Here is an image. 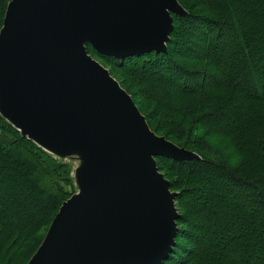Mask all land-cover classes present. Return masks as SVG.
<instances>
[{
  "label": "water",
  "instance_id": "95a60500",
  "mask_svg": "<svg viewBox=\"0 0 264 264\" xmlns=\"http://www.w3.org/2000/svg\"><path fill=\"white\" fill-rule=\"evenodd\" d=\"M176 0H11L0 30V115L50 155L78 157L27 264H161L178 214L155 156L199 159L150 131L131 97L88 55L165 51Z\"/></svg>",
  "mask_w": 264,
  "mask_h": 264
},
{
  "label": "trees",
  "instance_id": "16d2710c",
  "mask_svg": "<svg viewBox=\"0 0 264 264\" xmlns=\"http://www.w3.org/2000/svg\"><path fill=\"white\" fill-rule=\"evenodd\" d=\"M176 1L186 11V15L182 17L172 15L173 23L175 18L190 23L202 20L207 31L205 43L208 45V48H215V43L208 40L211 38V33L209 31H215L214 38L216 39L215 41H217L216 45H225L227 47V56L229 54L232 56V54L235 53L233 55L234 59H237L238 56L242 59L245 57L249 58L251 49H249L250 43L247 40V33L249 27H252V25L246 26L243 22H245L244 20L247 18L249 22V16L253 13L250 5L253 4L256 6L255 14L262 17L260 23L263 21L264 25V0H197L195 2L196 5H194L196 7H202L207 13H213V15L215 14V17L222 18L220 22H216L215 20L211 21V18L208 16H196L182 3L183 0ZM2 4V0H0V28L2 26L5 12V7L2 8ZM208 6H210V9ZM225 19L228 21L226 22ZM217 20L219 21V19ZM173 33L174 28L169 35V40L166 42V46L168 43H171V35H173ZM211 43L214 44L209 45ZM216 48L214 50V53L216 52L215 55L207 56V54L204 53V59L209 58L215 65H211V69L205 68V72L184 70L170 58L167 48H165V51L157 52L152 50L143 52L139 55L126 56L123 58V62L121 64L118 62L115 66L122 67L127 65L131 68V73L139 70L143 73V76H148L153 81L164 83H169L168 81L182 77L181 90L182 92H187V95L192 98L190 105H188L187 100H181V95L170 97H173L172 99H174L175 104L178 108L180 107V111H183L184 113H189L191 110H199L197 111L199 114L198 118H196L189 127V137L193 141L189 147H197L200 142H203L204 138H207V136L210 137L212 135H216L217 137L220 136L232 139L238 149L237 152L242 156L247 154L246 156L250 157V160L248 159L249 161L243 162L237 167H231L228 163H224L225 161L218 162L208 160L202 153L199 154V152L197 153L199 155V159L194 160L175 161L171 158L162 156L157 157V159L168 160L171 163L170 166H178L180 169H177L178 174H182L185 177L184 181L188 184L195 185V188H192L191 190H184L186 194H191L192 196L191 202L187 201L185 206L189 214H191L192 210L196 207L194 203L197 201L206 200V198H209V201H215V199H218L209 191V188H215V186L210 185V187L204 181L203 177L207 176L209 177V181L213 184L218 182L219 189L224 190L223 187H226V189L230 190L229 193H232L231 197L233 199H242L245 201L247 206L246 211L248 212L247 215L249 216L246 217V219L249 218L250 221L248 223L252 226H248V229L250 230V233L254 231L257 235L256 230L258 229L254 228L253 230V224L257 225L258 222H260V212L257 211L261 209L264 210V176H262L263 174L261 175V173L259 175L260 170L264 167V127L261 126L260 123L264 121V67H259L258 64L259 61L261 64L264 63V53H260L259 58H257V49L254 48L252 51V57H255L256 59L253 64H250V68L247 69V72L245 71V74L249 77L251 82L250 86L245 88L243 83L239 81L234 82L229 77L228 71L230 69V65H226L224 61V58L227 56H225L224 50L217 52ZM229 48L231 52L229 51L228 54ZM106 57L107 56H105V58ZM194 57L195 59H203V57L198 55ZM231 66L233 70L236 68L233 63H231ZM213 71L217 72V76H215L216 74H212ZM190 83L194 86L191 87ZM163 96L165 97L167 95L164 94ZM158 98L161 99L162 96L158 95ZM231 110L237 113V115L232 116L233 122H227L226 125L221 126L222 124L220 125L219 120L223 118V122L226 123L225 117L230 114ZM216 115L217 117L215 121L209 119L211 116ZM257 125H259V128L256 127ZM257 129L259 130V135H257ZM175 130L178 131L176 128ZM183 131H185V129H183ZM27 159L32 161V165H34V169L36 170L32 171V166L26 162ZM7 160H10V163L15 162L19 166L23 165V171L26 175H29L32 171L33 174L36 172L39 173L41 178L44 176L47 178L50 176L57 177V180L53 181L55 184L53 190L55 205H53V208L49 211L45 210L42 213L46 217L42 224L44 231L42 233L43 237L59 207L65 200L68 199L65 195L59 194V192L68 194L61 189L62 184L60 183V180L62 182L66 180V178H64L65 176L61 175L65 174L67 169L65 165L55 161L48 153L35 145L31 140L22 136L19 131L12 127L0 115V264L1 262L3 264H17L18 260L26 255V250H28V248L32 245L28 235H30V232L34 230L35 225L38 224H35V222L30 220V218H32V214L35 216V219H37V217L39 218L37 215L39 212H33L28 215L30 216L29 220L27 219L24 222H17L16 219L21 217L20 215L14 214L16 217V219L13 220L15 226L10 221L8 217L9 212L13 211L17 213L19 205L13 201V196H15V194L10 193L9 196V191L6 187L7 183L12 180L4 169V165ZM23 160L25 162H23ZM58 167L61 169V174L59 169H57ZM178 167H175V169ZM18 171L22 173L21 169ZM56 172L62 178H59ZM33 176L35 177V175ZM6 179L8 180L5 182ZM254 187L258 188L259 192H253L254 196L247 193L250 189L253 190ZM170 189L172 190L171 184ZM17 193L16 195H18ZM255 196L260 199L255 198ZM52 197L53 196H51L50 199H52ZM258 207L261 208L258 209ZM224 211L225 210H222V213ZM205 215V218L207 219H214L217 217V212L214 207H211L205 210ZM179 219L182 220L181 217H178V220ZM182 221L183 224L188 227L196 225L191 220V222H189L188 219L183 218ZM243 224L239 223L238 225ZM229 227L231 229L233 228V226ZM260 231L263 238L261 239V243L259 245L256 244L257 246L252 247L254 248L253 250L252 248L250 250L248 249L251 247L250 244V247L241 245L236 237L228 235L226 232H222L221 235L226 237L225 247H228L227 249H222L219 245H212V243L216 240L214 237L215 232H212L208 236V242L211 243L208 244L209 249L206 245L202 249H197V251L181 247V251L185 252V255L182 256L179 254L180 256L177 257L175 256L177 253L175 248L180 249V247H177V244L175 243L171 253L161 264H167L171 261H173L174 264H264L263 223ZM177 233L191 237V232L188 228H180V230H177ZM244 235L245 234H242L240 238L242 239L241 241L246 242L248 239L243 237ZM43 237L40 239L33 251L37 250ZM246 237L249 238L250 235H247ZM239 247L242 249L244 247V249L242 250ZM212 248H215L216 250L210 252V249ZM190 253H192L191 258H187ZM207 255L208 260L211 259V261H209L210 263L205 261Z\"/></svg>",
  "mask_w": 264,
  "mask_h": 264
},
{
  "label": "rangeland",
  "instance_id": "374dc122",
  "mask_svg": "<svg viewBox=\"0 0 264 264\" xmlns=\"http://www.w3.org/2000/svg\"><path fill=\"white\" fill-rule=\"evenodd\" d=\"M10 1L11 0H2L3 3L2 8L5 7V11ZM196 1L197 0H183L182 3L187 7L189 11L191 10L190 12H192L196 16H202V15L208 16L211 18V21L215 20L216 22H220L222 18L215 17V14L213 15V13H207L202 7H196L195 6ZM250 7L253 10V13L249 16V22H248V18L244 20L245 22H243L246 26L252 25V27H249L247 33V40L250 43L249 49H251L249 58L245 57L242 59L241 57L238 56L237 59H234L233 55L235 53H233L231 56L229 54L230 48L228 49L229 55L227 56V47L225 45L224 46L216 45L217 41H215L216 39L214 38L215 31H209L211 33V38L208 39L215 43V44L211 43L209 45L214 44L215 48L217 46L216 48L217 52H221L224 50V54L225 56H227L226 58H224V61L226 65L227 64L230 65V69L228 71L229 77L234 82L239 81L243 83L245 88H247V86L249 87L251 84L249 77L245 74V71L247 72V69L250 68V64H253L256 59L255 57L254 58L252 57L251 54L252 51L254 50V48L257 49L256 51L257 58H259L260 53H264V25H263V21H261L260 23L262 17L257 16L255 14L256 12L255 5L251 4ZM208 8L210 9V6H208ZM4 16H5V12H4ZM4 16H3V20H4ZM217 19H219V21ZM225 21L227 22L228 20L225 19ZM173 26H174L173 27L174 33L173 35H171L172 41L171 43H168L167 46L165 43V48H167L168 55L170 56V58L173 59L175 63L178 64L184 70H190L193 72H205L206 71L205 68L211 69V65L213 66L214 64L209 58L204 59V53L207 54V56H210V55H215L216 52L214 53L215 48L214 49L208 48L207 47L208 45H206L205 43L206 42L205 36H207L206 34L207 31L202 20H199V22L197 21L190 23L175 18ZM86 50L88 55L91 56V58L95 60L101 67H103L110 74V76L120 85V87L131 97L138 111L145 118L147 126L149 127L150 131L153 132L156 136L162 137L166 141L178 147L179 149H183L188 152L194 153L198 157L199 155L197 153L199 152V154L202 153L203 156L206 157L208 160L218 161V162L225 161L224 163H228L229 166L231 167H235V166L237 167L243 162H247L250 160L249 159L250 157L246 156L247 154L243 156L239 154L237 152L238 149L234 141L226 137H220V136L217 137L216 135H212L210 137L207 136V138H204L203 142H200V144L197 147H189L193 142L192 139L189 137V127L192 125V122L196 118H198L199 114L197 111L199 110L197 111L191 110L189 113H184L183 111H180V107L178 108V106L175 104L174 99H172L173 97H170V96L181 95L182 98L181 100L183 101L187 100L188 105H190L192 98L187 95L188 94L187 92H182L181 90L182 77L168 81L169 83L153 81L148 76H143L142 75L143 73L139 70L136 71L138 73H136L135 71H134L135 73L134 72L131 73L130 70L131 68L128 67L127 65L122 67L115 66L118 62L119 64H121L123 62V59L113 60L111 57L108 56L105 58V56L100 55L96 53L94 50H92L90 46H87ZM196 55L203 57V59L201 58L195 59L194 56ZM208 60L210 61L207 62ZM231 63H233V65L236 66L234 70L232 69ZM258 64L259 67L261 66L264 67V63L261 64V62L259 61ZM216 73L217 72L215 71L212 72V74H216ZM215 76H217V74ZM190 86L193 87L194 85L190 83ZM164 94L167 96L164 97L163 96ZM158 95L162 96V98L161 99L158 98ZM235 115H237V113L231 110L230 114L225 117L226 123L223 122L224 121L222 120L223 118L219 120L220 125L222 124L221 126H223L226 125L227 122L230 123L233 122L232 116ZM216 117L217 115L211 116L209 119L215 121ZM260 123L261 126L264 127V121ZM256 127L259 128V125H257ZM175 128L178 129V131H176ZM183 129H185V131H183ZM257 135H259L258 129H257ZM185 146L189 148H186ZM50 156L55 161L66 166L67 169L66 173L61 175V176H65L64 178H66V180L64 182L60 180V183L62 184L61 189L67 192L70 196L68 194H64L61 192H59V194L60 195L63 194L66 196V198H70L78 190V186L76 184L75 178H76V171L81 166V162L78 159V157L72 155L67 158H60L54 155H50ZM157 157L159 156H155L154 159L158 171L164 176V178L172 186V190L170 189V192L175 195L174 202L178 217L179 218L181 217L182 220L183 218L188 219L189 222L192 221L196 224L193 227H188L187 225L183 224L182 220L180 219L178 220V218L175 219L177 230L178 229L180 230V228H188L191 232V237H188V236H184V234H178L176 231V234L178 235H175L174 241L177 244V247H180V249L175 248L177 251L175 256L179 257L180 256L179 254H181L182 256L185 255V252L181 251V247L185 249H194L197 251V249H202L206 245V247L209 249L208 244L211 243L208 242V236L212 232H215L214 237L216 238L215 240L216 243L214 242L212 243V245L213 244L219 245L221 246L222 249L228 248L225 247L226 237L224 235H221L222 232H226L228 235L236 237L239 244L241 243V245L249 246L250 244L251 247L249 246L250 247L248 248L249 250L253 246L255 247L261 243V239L263 237L260 229L262 223L264 228V210L261 209L257 211L260 212V216H261L260 222H258L257 225L253 224L252 229L253 230L254 228L258 229L256 230L257 235L255 234L256 232L254 231H252L253 233L252 232L250 233V230L248 228L252 226L250 225V223H248L250 221L249 218L246 219V217L249 216L247 215L248 212L246 211L247 206L245 204V201L242 199H238V200L233 199L231 197L232 193L231 194L229 193L230 190L226 189V187H223L224 190L219 189L218 182H215V184H213L211 181H209V177L205 176L203 177L205 183L208 184L209 186L210 185L215 186V188L213 187L209 188V191L218 199H215V201L213 200L214 202L209 201L210 200L209 198H206V200L204 199L201 201H197L196 203H194L196 207L192 210V213L189 214L185 206L187 201L191 202L192 196L191 194H186L184 190H188V189L191 190L192 188H195L194 187L195 185L188 184L184 181L185 177L182 174H178L177 169L180 170L178 166L176 165L170 166L171 164L170 161L158 160ZM23 162L25 161L23 160ZM26 162H28L32 166V171L36 170L34 169V165H32V161L27 159ZM22 166L23 165L19 166L15 162L10 163V160H7L4 165L5 172L12 179L6 185L9 191L8 194L9 196L10 193L15 194V196H13L14 197L13 201L17 205H19V208H17V213L10 211L8 217L10 221L13 223V220L16 219L14 214L20 215L21 218L16 219V221L24 222L27 219L29 220L30 216L28 215L32 214L33 212H39L37 214L39 218L37 217V219H35V216H33V214H32V218H30V220H33L35 224L38 225H35L34 230L30 232V235H28L32 245L28 248V250H26L25 252L26 255L23 256L20 260H18L17 264H27V261H29V259L32 257V254L35 252L33 251L34 248L36 247L40 239L43 237L42 233L44 231L42 228V224L46 217L42 213L45 210L49 211L51 208H53V205H55V196L53 192L55 184L53 181L57 180L56 176L51 177L50 175L49 178H47L46 176L41 178L39 173L36 172L33 174L32 171H31L32 175L31 173L29 175H26L23 171ZM175 167L178 168L175 169ZM20 169L22 170V173L18 171ZM57 169H59V167ZM59 171L61 174V169H59ZM260 173L261 175L263 174L262 176H264V167L263 169L260 170L259 175ZM33 175H35V177ZM59 178L62 177L59 176ZM7 180L8 179H6L5 182ZM253 190L250 189V191H247V193L252 194L254 196L253 192L255 193L259 192L258 188L254 187ZM15 192L18 195H16ZM51 196H53L52 199H50ZM255 198L260 199L257 196H255ZM8 201L11 202L10 200ZM211 207H214V209L216 210L217 217L214 219H207L205 218L206 216L205 210ZM259 208L261 207H258V209ZM222 210L225 211L222 213ZM239 223L240 224L244 223V224L238 225ZM229 226H233V228L231 229ZM46 232L44 233V236ZM242 234H245L243 237L248 239L246 240V242L241 241L242 239L240 238V236ZM247 235H250V237L249 238L246 237ZM253 249L254 248H252V250ZM213 250L216 249L212 248L210 249V252ZM198 255H199V251H198ZM191 256L192 253H190L187 256V258H191ZM205 261L206 262L208 261V263H210L209 261H211V259L208 260V255L205 258ZM1 264L3 263L1 262ZM167 264H174V262L171 261Z\"/></svg>",
  "mask_w": 264,
  "mask_h": 264
},
{
  "label": "bare ground",
  "instance_id": "6f19581e",
  "mask_svg": "<svg viewBox=\"0 0 264 264\" xmlns=\"http://www.w3.org/2000/svg\"><path fill=\"white\" fill-rule=\"evenodd\" d=\"M155 160V159H154Z\"/></svg>",
  "mask_w": 264,
  "mask_h": 264
}]
</instances>
